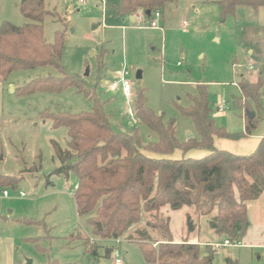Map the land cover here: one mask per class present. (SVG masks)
I'll return each mask as SVG.
<instances>
[{
    "label": "rangeland",
    "instance_id": "1",
    "mask_svg": "<svg viewBox=\"0 0 264 264\" xmlns=\"http://www.w3.org/2000/svg\"><path fill=\"white\" fill-rule=\"evenodd\" d=\"M220 1L173 0L161 11V31L150 28L151 18L141 14L132 15L136 16L135 23L114 17L106 4L104 10L100 3L88 1L73 4L72 11L68 10L69 5L48 7L52 15L43 21L44 37L52 43L55 32H64V71L79 78L94 99L104 103L115 129L126 134L137 131L143 144L156 138L136 117L128 115V105L134 108L137 89L144 91L147 105L165 122H175V135L180 142L198 138L192 121L182 116L179 109L190 105L189 96L197 95L199 84L207 86L211 104L228 103L229 109L215 116L217 124L239 131L242 113L232 104V99L239 97L236 85L241 77L250 81L259 73L264 74V7L254 11L240 6L234 15L223 18ZM16 16L11 1L0 0V23L21 26L26 22L19 13ZM122 69L129 72L131 100H127L120 86ZM138 72L140 79H136ZM48 76L55 77L57 72L51 67L17 71L10 74L7 82L17 88ZM113 83L119 85L113 87ZM11 87L4 94L10 115L0 127V173L21 176V180L16 190L5 188L6 197L0 190V264H99V259L113 264L108 254L105 256V249L110 250L112 245L95 236L87 226V218L76 213L72 195L77 185L75 175L50 176L59 165L53 144L66 148V129L54 128L50 121L39 117L45 110L89 112L93 100L74 88L17 96ZM256 130L264 131V118ZM260 202L264 203V199ZM160 213L169 216V220L171 217L173 239L187 237L199 243L219 244L225 240L209 228L206 218L197 217L188 208L167 212L169 215L165 209ZM154 215L142 213L136 226V231L147 230L151 239L156 233L146 224L154 222ZM187 215L196 225L192 232L188 230ZM247 216L251 228L245 239L235 247L220 250L213 264H222L225 257L237 259L238 264H264V214L251 207ZM120 239L124 240L119 245L122 264H148L135 244V231H128ZM249 243L251 247L245 246ZM85 246L99 247L101 257L95 260L85 254Z\"/></svg>",
    "mask_w": 264,
    "mask_h": 264
},
{
    "label": "trees",
    "instance_id": "2",
    "mask_svg": "<svg viewBox=\"0 0 264 264\" xmlns=\"http://www.w3.org/2000/svg\"><path fill=\"white\" fill-rule=\"evenodd\" d=\"M172 1L121 0L114 10L119 17L142 12L151 18V13L161 12ZM219 6L225 18L234 15L240 6L256 11L264 7V0H221ZM18 12L26 20L23 25L0 23V80L6 81L17 71L51 67L57 76L35 78L15 88L14 93L30 96L74 88L93 100L89 112L71 114L45 110L39 114L40 119L50 121L54 128L62 127L67 131L65 149L53 144L59 165L50 176L75 175L77 185L72 195L76 213L87 218V226L92 228L93 234L102 240L120 239L140 222L142 213H154V222L146 226L156 233L155 239H151L147 230L135 232V244L146 263L213 264L216 252L209 244L201 246L187 237L174 241L169 217L160 215L164 209L174 212L188 208L197 217L206 218L215 234L231 242H241L249 227L247 204L264 193V136L255 151L248 155L217 150L213 140L215 137L238 140L249 137L257 129L264 118V74L259 73L255 82L241 77L236 85L239 97L233 98L232 104L242 112V132H228L216 123L207 86L197 85V95L189 96L190 105L179 111L192 121L198 138L190 137L184 142L176 138L175 122L172 119L165 122L163 116L147 105L144 91L137 89L133 117L156 138L143 144L137 131L126 134L115 129L104 103L94 99L84 82L64 71L61 64L64 32H55L52 43H47L44 37L43 21L52 15L45 0H19ZM193 150L208 154L198 159L187 158V153ZM174 152H180L182 157L179 160L165 158ZM2 157L0 136V159ZM20 180L21 176L0 173V190H16ZM187 226L189 232L196 228L190 215H187ZM98 249L85 246L84 250L98 260L101 257ZM109 252L105 249L106 257ZM223 264H238V260L226 257Z\"/></svg>",
    "mask_w": 264,
    "mask_h": 264
},
{
    "label": "crops",
    "instance_id": "3",
    "mask_svg": "<svg viewBox=\"0 0 264 264\" xmlns=\"http://www.w3.org/2000/svg\"><path fill=\"white\" fill-rule=\"evenodd\" d=\"M6 1H11L12 5L14 6V9L16 11V15H17L16 17H18V13H19L18 12V3H19V0H6ZM86 1H88V2H94V3H100L103 10H104V5L106 4V5L109 6V10H110V12L112 13V15L114 17H118V18H121V19H129L131 23H135L136 22V16H132V15H129V16H126V17L116 16L114 7L119 6L121 0H111V1H108V2H107V0H83V3H85ZM75 3L76 4L77 3H80V0H45V5H46L47 9H48V7H52L53 9H55L59 5H67V6L69 5L70 7H69L68 10L69 11H72L73 10V6L72 5L75 4ZM5 4H6V2H5ZM137 14L139 15L140 13H137ZM161 19H162V15H161L160 20ZM156 30L157 31L158 30L161 31L160 27H159V29H156ZM256 79L257 78H255L254 80H250V82H255ZM11 86H13L12 83L7 82V80L4 81V82L0 80V127H1V124L3 123V121L5 120V118L8 117V115H10V113H7V111H6L7 109L5 107L4 94H5V92H7V89L9 87H11ZM11 89H12V92H14L15 87H11ZM216 105H213V103L211 104V106L213 108V117L214 118H215L216 115H219V114H216L214 112V108H215ZM241 126H242L241 127V130H239V131H233L231 129V127H226V130L228 132H240V131L242 132L244 130V120H243V116H242V125ZM263 136H264V131H259V130L257 131L256 130L249 137H244V138H241V139H238V140L222 139V138H216L215 137L214 140H213V145H214V147L217 150L227 151V152L232 153V154H235V155H248V154H251L252 152L255 151V149L257 148V146H258V144H259V142H260V140H261V138ZM176 153L177 152H174V154H172L170 156H166L165 158L166 159H171V160H179L182 157V154L179 152L181 154V156H180V155H178ZM207 154L208 153L206 151L193 150V151L188 152L187 155H186V157L187 158L198 159V158H202V157L206 156ZM150 157H152V158H159V156H156V155H150ZM261 199H264V193L258 199L254 200V201H251V202H249L247 204V212L249 211V209L251 207H253V209H256V211H259V212H261V213L264 214V203H261L260 202ZM262 208H263V210H262ZM167 212H170V211L165 210L166 215H169V213H167ZM248 221H249V219H248ZM170 225H171V217H170V221H169V228H170ZM136 226H139V224H137ZM136 226L132 227L130 230H133V231L137 232L136 231L137 230L136 229ZM250 228H251V226H250V221H249V227H248L247 231ZM247 231H246L245 236L242 238L243 240L247 236ZM220 237H222V236H220ZM173 240L174 241H178L176 239H173ZM122 241H124V240L121 239V242ZM196 241H197V243H199L198 240H192L191 242H195L196 243ZM103 242H105L109 246L110 245L113 246V241L112 240H104ZM211 243H213V242H204V243H199V244L201 246H203L205 244H211ZM245 246H250V243H249V245L245 244ZM242 247H244V245ZM218 253H220V251L217 252L216 255ZM223 262H224V260H223ZM223 262H222V264H223ZM98 263L99 264H105V262L103 261V259H99L98 260Z\"/></svg>",
    "mask_w": 264,
    "mask_h": 264
},
{
    "label": "built area",
    "instance_id": "4",
    "mask_svg": "<svg viewBox=\"0 0 264 264\" xmlns=\"http://www.w3.org/2000/svg\"><path fill=\"white\" fill-rule=\"evenodd\" d=\"M80 3H83V0H80ZM140 14L143 15L142 12H140ZM150 15H151V22L149 25L150 28L159 29L158 21L161 18V12L159 10H156L153 13H151ZM120 75H121V79H120L121 89H122L124 95L127 97V100H131L132 89H131V84L128 81L129 72L127 71V69H122ZM118 85H119L118 83L112 84L113 87H117ZM227 109H229L227 102H219L215 106L214 112L221 114V113H224ZM128 115L130 117L134 116V108H132L131 105H128ZM75 190H76V186L73 188L72 194ZM2 195L4 197H6V196H8V193L6 191H3ZM19 196L24 197V194L20 193ZM112 241H113V246L110 248V252H109L108 256L112 259L113 264H122V257H121V252L119 249V245L121 244V239H116V240H112ZM239 244H240L239 242H235V241L231 242V241L225 239L222 244L211 243L209 245L212 248V250L217 253L225 247H228V248L235 247Z\"/></svg>",
    "mask_w": 264,
    "mask_h": 264
},
{
    "label": "water",
    "instance_id": "5",
    "mask_svg": "<svg viewBox=\"0 0 264 264\" xmlns=\"http://www.w3.org/2000/svg\"><path fill=\"white\" fill-rule=\"evenodd\" d=\"M150 13L149 12H147V15H149ZM98 25H96V26H94V27H97ZM141 78V76H140V73L138 72L137 74H136V79H140ZM12 90V89H11ZM221 228V224H219L218 225V229H220ZM99 229H101L100 228V226H99ZM27 264H31V262L30 261H28L27 262ZM106 264V263H105Z\"/></svg>",
    "mask_w": 264,
    "mask_h": 264
}]
</instances>
